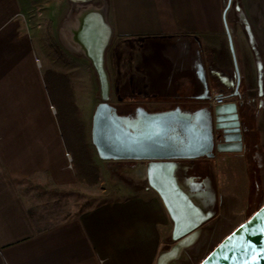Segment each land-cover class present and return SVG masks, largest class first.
Returning <instances> with one entry per match:
<instances>
[{"label": "crops", "instance_id": "1", "mask_svg": "<svg viewBox=\"0 0 264 264\" xmlns=\"http://www.w3.org/2000/svg\"><path fill=\"white\" fill-rule=\"evenodd\" d=\"M99 1L76 16L105 9L108 90H131L141 97L140 104L185 113L215 105L201 100L206 95L203 71L211 99L219 96L239 105L243 151L214 149V157L187 161L195 163L188 175L196 176V183L208 179L211 195L199 194L200 208L214 212L222 201L219 169L234 183L230 195L237 204L249 200L253 186L264 198V0H231L226 12L228 0ZM28 5L29 0H0V264H157L172 222L133 166L124 172L142 184L132 183L114 200L69 219L38 225L27 208L20 191L25 181L55 189L79 187L74 164L82 165L81 148L87 142L84 132L69 129L68 134L61 124L59 108L71 124L83 121L76 91L66 72L40 55L38 38L24 26ZM67 21L59 27L62 47L78 53L62 39ZM177 41L193 44L187 65L181 61L183 50L169 45ZM236 68L240 84L233 97ZM88 143L92 156L91 137ZM199 164H207V170Z\"/></svg>", "mask_w": 264, "mask_h": 264}, {"label": "water", "instance_id": "2", "mask_svg": "<svg viewBox=\"0 0 264 264\" xmlns=\"http://www.w3.org/2000/svg\"><path fill=\"white\" fill-rule=\"evenodd\" d=\"M230 5L231 0H228L225 12ZM103 36H108L103 18L94 13L84 15L80 22L78 39L84 44L86 40L95 41L94 46L92 42L89 45L91 56L87 55V58L99 77L101 89L106 97L108 79L103 64V53L108 39L105 41ZM227 36L233 52L229 33ZM202 76L203 92L206 95L200 97L203 101H210L211 95L203 71ZM236 76L233 97L238 96L240 84L237 68ZM238 106L236 102L228 101L221 105L209 104L202 110H190L185 113L180 108L147 112L145 119L136 117L118 122L117 127L127 136L118 134L114 139L130 146L132 155L126 158L136 160L142 155L141 159L147 161L143 164H135L133 166L135 170L132 167L130 170L139 174L148 187L158 194L172 222L173 241H182L181 244H184L203 223L213 217V212L203 211L199 204L201 197L199 194L211 195L207 187L208 179L204 178L201 183H196L197 177L188 175L190 171H195V163L188 164V162L200 156L214 157V149L217 153L233 154L243 151L244 131ZM200 117H206L207 121L202 123ZM219 132L223 134V142L215 144ZM182 140L187 149L194 151L192 154L179 156L166 152L183 146ZM91 143L101 160L110 159L102 153L96 143L95 124L91 130ZM207 145L209 148L201 152ZM155 147L165 149L166 154H160L161 151H156ZM180 158L189 161L180 162L178 161ZM167 254L164 253L159 258L158 264L162 259L166 262L171 253ZM199 264H264V204L229 233Z\"/></svg>", "mask_w": 264, "mask_h": 264}, {"label": "rangeland", "instance_id": "3", "mask_svg": "<svg viewBox=\"0 0 264 264\" xmlns=\"http://www.w3.org/2000/svg\"><path fill=\"white\" fill-rule=\"evenodd\" d=\"M100 2L102 3L98 0L96 3L100 5ZM96 3H94V0H29V5L24 14L26 19L24 26L38 38L40 55L43 56L46 62L48 60L49 64L63 69L76 91V99L83 121L77 125L76 120L73 119L71 124L66 113L59 108L61 124L68 134H70V130L84 132L87 142L90 141L93 111L98 103L104 101L116 103L122 100L127 101V99H132L136 103L142 101L141 97L133 95L131 90H108L106 97H104L99 77L90 60L79 52L76 53L62 47L59 27L62 28L64 21L72 19L81 10L91 6L95 7ZM169 45L183 50L181 56L183 63L187 65L191 62V57L194 54L192 43L177 41ZM169 52H172V50L169 49ZM71 107L73 106L70 105ZM92 157L99 173L96 184L91 185L83 182L79 183V187L57 189L59 193L56 194L26 189V183L21 187V195L38 225L47 226L69 219L81 210L114 200L117 192H123L126 188L132 187L133 182L126 176L125 168L120 167L121 163L117 164L118 167H115V163L101 160L94 153ZM199 165L204 169L203 171L207 170V164ZM74 166L77 172L82 175V178L86 180L81 169L83 164L76 162ZM218 171L220 173L216 180L217 193L222 201L213 212V217L203 223L195 231V234L191 235V239H187L184 244H181L182 241H173L171 233H169L161 245L157 264L164 253H171L165 262L166 264H199L229 233L257 209L258 203L252 204L249 200L243 205L237 204L233 196L230 195L234 191V183L225 178L222 170L219 169ZM235 176L238 177L236 173ZM134 183L140 184L141 182ZM45 186L47 189L52 188L49 183H46ZM259 199L264 204V198L260 194ZM177 249H179L177 251L179 255L174 260L172 258L174 254L172 255V253L176 252Z\"/></svg>", "mask_w": 264, "mask_h": 264}, {"label": "flooded vegetation", "instance_id": "4", "mask_svg": "<svg viewBox=\"0 0 264 264\" xmlns=\"http://www.w3.org/2000/svg\"><path fill=\"white\" fill-rule=\"evenodd\" d=\"M159 110L161 109L155 108L154 106H149L148 104H144V103L143 104L139 103L136 105H133L132 103L129 102L113 103V102L104 101L98 103L93 111V115L91 119L90 137H91V130L93 128V125L95 124L96 143L99 149L102 151V153L105 156L110 157V159H107L105 161L115 163L116 165L115 167H118L117 164L121 163L120 167L125 168V170L130 169V167L135 166V164H143L147 162L146 160L141 159L142 155H139V159L136 160L126 158L127 156L132 155L130 146L125 144L124 142L116 141L114 139V136L118 134H120L123 137L127 136L124 132H122L123 130H120L117 127L118 122H123L126 119L130 120V118L133 119L136 117H142L143 119H145L147 117L146 115L147 112L149 113ZM200 119L202 123H205L207 121L206 117H202V118L200 117ZM222 138H223V134L219 132L215 144L219 142H223ZM181 143L183 144V146L176 149H172L171 151H166L165 149L159 147L157 148L155 147V149L156 151H161L160 154L162 153L166 154L167 152L179 156H186L194 152L190 148L187 149V147L184 144V140H182ZM208 148H209L208 145L205 146V148L201 150V152L206 151ZM178 161L186 162L189 160L180 158L178 159Z\"/></svg>", "mask_w": 264, "mask_h": 264}, {"label": "trees", "instance_id": "5", "mask_svg": "<svg viewBox=\"0 0 264 264\" xmlns=\"http://www.w3.org/2000/svg\"><path fill=\"white\" fill-rule=\"evenodd\" d=\"M81 150H82V157H83L82 169H83L86 180L82 178L81 174H77V180L79 183L85 182V183H88L91 185L96 184L98 182V179H99V173H98V168H97L96 164L92 161L89 143L85 142V145L83 148H81ZM25 183L27 184L26 189H34V190H37L38 192H41V193H45V192L52 193V194L59 193L58 192L59 190H57L55 188L47 189L46 186L36 185V184H33L31 182H28V181H25ZM259 192H260V188L258 186H253V188L251 189V192L249 194V202L252 204L258 203V207L254 212H256L263 205L262 201L259 199V195H258ZM258 199H259V201H258ZM82 211L83 210L79 211L78 213H81ZM254 212H252L251 215Z\"/></svg>", "mask_w": 264, "mask_h": 264}, {"label": "bare ground", "instance_id": "6", "mask_svg": "<svg viewBox=\"0 0 264 264\" xmlns=\"http://www.w3.org/2000/svg\"><path fill=\"white\" fill-rule=\"evenodd\" d=\"M88 13H94V14H97V15H100L101 18H103L104 14H105V9L102 8V9H89V10H86L84 11L83 13L80 14L79 17L75 16L73 19L71 20H68L66 23H65V26L63 27V30L61 32V35H62V39L64 40L65 44L72 48L73 50H77L81 53H84V55L86 56V58L88 57L87 55L91 56L90 52H89V45L90 43L92 42V45L94 46L95 44V41L92 40L91 42H88L86 40L85 44L78 39V36H79V32H80V22L82 20V17ZM104 22V21H103ZM71 26V28H70ZM76 29V30H75ZM105 38V41L108 39V36H103ZM102 41H103V38H102ZM75 43V44H73ZM75 45V47H74ZM91 51H92V48H91ZM179 249L176 250V252H174L173 254V259L176 260L178 258V255H179ZM165 260L162 259V261L160 262V264H166L164 262Z\"/></svg>", "mask_w": 264, "mask_h": 264}, {"label": "built area", "instance_id": "7", "mask_svg": "<svg viewBox=\"0 0 264 264\" xmlns=\"http://www.w3.org/2000/svg\"><path fill=\"white\" fill-rule=\"evenodd\" d=\"M213 99H210V101L212 100L211 102H213L215 105H221V104L225 103V99L222 97H220V98L217 97L216 99L214 97Z\"/></svg>", "mask_w": 264, "mask_h": 264}]
</instances>
